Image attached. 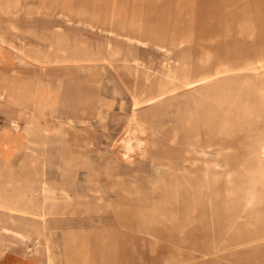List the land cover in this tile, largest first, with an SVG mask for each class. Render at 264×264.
Segmentation results:
<instances>
[{"label":"rangeland","instance_id":"374dc122","mask_svg":"<svg viewBox=\"0 0 264 264\" xmlns=\"http://www.w3.org/2000/svg\"><path fill=\"white\" fill-rule=\"evenodd\" d=\"M0 59V79L62 98L44 143L50 206L63 207L44 224L0 219L28 236L0 233L15 261L264 264V0H0ZM183 77L193 85L166 94ZM229 89L241 109L223 99ZM149 91L164 98L137 104ZM152 111L150 135L190 144L199 169L147 161V138L130 143L129 157L115 146L129 117L153 120ZM115 155L142 167L131 189Z\"/></svg>","mask_w":264,"mask_h":264},{"label":"crops","instance_id":"0c3cea01","mask_svg":"<svg viewBox=\"0 0 264 264\" xmlns=\"http://www.w3.org/2000/svg\"><path fill=\"white\" fill-rule=\"evenodd\" d=\"M1 62L2 60L0 59V63ZM189 80L192 83V80ZM180 87L181 86L179 84L178 86L174 87V89L171 88V91L169 90L168 92H166V94L172 95L176 93ZM32 88L34 90H32ZM237 90L235 92H238ZM30 92L33 94V96L36 93H39V95L41 96L33 98ZM43 94H48V96H45V98H43ZM145 94H148L149 96H146ZM28 95L29 98H31L30 100H28L29 98L26 99ZM162 98H164L163 93L149 91L145 92L142 95L141 99L139 98L140 100L137 102V104L154 106ZM29 102L33 103L29 104ZM35 103L38 105H35ZM61 104L62 98L60 97V95L57 92L47 89L45 86H39L37 84L31 83L26 79H19L12 75L8 78L5 77L4 79H0V196L3 197L6 195L8 196V198L13 197L12 203L15 207L27 206L25 199L28 198L29 188L31 186H38L39 182L41 181L47 182L50 186V156L45 148L44 142L45 140H47V138L49 139L53 128L56 126V115L58 113L57 107ZM233 107H235V109L237 110L241 109V107L236 104V102H234ZM32 111L36 112L38 123L29 122L27 114ZM2 114L4 119H1ZM159 114L160 113H158V111H152L149 116H151L153 120L149 121H147V119H136L133 115L131 116V118L129 117L124 124V128L122 131V134L124 135H120V142H118V140L115 141V146L117 145L118 147H121L122 152L124 154H127V156L129 157L130 153L125 152L124 144L140 143L143 139H145V137L143 136L150 133L153 126L158 122ZM134 122H137V126L139 127V129L144 132L143 135H140L139 133L133 135L132 137L129 136V130ZM129 138L133 139L130 140ZM166 141L167 140L160 139L159 143L164 144ZM130 146L132 148L134 147L133 145ZM135 147L137 148L139 146ZM145 158L148 161V158ZM14 159H16V162H14ZM56 159L58 163L59 173H65L66 165L68 163L67 143L65 138L61 139L60 136L57 140ZM124 159L126 158H123L120 155H115L114 168L118 170V181L120 183L122 182L126 184V186L131 189L133 185L136 184V181L138 182L140 180V172H142V167L141 165H138L134 169L123 168L120 166L119 160ZM194 159L195 161L193 167L199 169V155H195ZM36 173L37 177L35 176ZM13 179L16 182H13ZM31 200L34 201L33 199ZM37 202L40 203L41 212L45 213L43 214L44 219H42L36 213H34L33 215H25L18 210H14L15 212H13L12 210L3 208H0V219L6 218L8 220H26L30 221L31 223L33 222L44 224L46 223V219L49 216L60 213L59 209L55 210L52 208L53 206H50V192L45 195L38 196ZM142 232L146 233L148 231L146 230L145 232ZM0 233H13L17 238L21 240H25L28 238L26 234L14 231L4 226H0ZM64 233L65 237H70V234L68 232ZM8 251L9 250L7 245L5 244L4 239L0 236V264H32L28 262L21 263L15 261L11 257L12 253ZM83 262L86 263V261ZM68 264H72V262H69Z\"/></svg>","mask_w":264,"mask_h":264},{"label":"bare ground","instance_id":"6f19581e","mask_svg":"<svg viewBox=\"0 0 264 264\" xmlns=\"http://www.w3.org/2000/svg\"><path fill=\"white\" fill-rule=\"evenodd\" d=\"M51 3H54V2H51ZM53 5V4H52ZM55 6V5H54ZM49 7V6H48ZM46 8V7H45ZM50 8V7H49ZM55 8V7H54ZM48 9V8H47ZM50 10V9H49ZM53 10V9H52ZM43 12V11H42ZM49 12V11H48ZM173 83V82H172ZM193 85V83H191V81L187 78V77H183L181 80H180V88L178 89L179 91H184L186 89H188L189 87H191ZM36 87V86H34ZM31 89V88H30ZM174 89V87L172 88ZM32 90H34L32 88ZM44 90V89H43ZM177 90V91H178ZM31 91V90H30ZM171 91V90H170ZM31 93V92H30ZM35 93V91H34ZM44 93V92H42ZM177 93V92H176ZM32 94V93H31ZM49 94V93H48ZM48 94H43L42 97L45 98V96H48ZM175 94V93H174ZM235 94H238V92H233L231 89H229V91H227L226 93L223 94V99L227 102H229V105H234V101L233 99L228 101L230 99V96L232 95L233 97H236L237 95ZM146 95V94H145ZM148 95V94H147ZM146 95V96H147ZM173 95V94H172ZM240 95V94H239ZM33 96V94L31 95ZM35 96V97H34ZM33 96V98H36V97H40L41 95H39V93L35 94ZM149 96V95H148ZM231 96V97H232ZM26 97V96H25ZM142 97V96H141ZM140 97V99H141ZM208 97V96H207ZM29 98V95L26 99ZM24 99V98H23ZM31 98H29L28 100H30ZM139 99V100H140ZM27 100V101H28ZM37 100V99H36ZM26 101V100H25ZM34 101V100H33ZM92 101V100H91ZM31 102H29L30 104ZM33 103V102H32ZM31 103V104H32ZM41 104V103H40ZM28 105V103H27ZM35 105H38L35 103ZM37 108V107H36ZM86 108V107H85ZM195 108L197 109V111L199 112L200 115H203L202 113V107H201V102L200 100H197L195 102ZM28 116V119H29V122L30 123H38L37 121V117H36V112L35 111H32L30 113L27 114ZM26 118V117H25ZM159 122V121H158ZM158 122L154 125V126H157L158 125ZM37 125V124H36ZM33 126V125H32ZM133 128L131 131H129V136L132 137L136 132L138 131L139 133H142L144 134V132L141 131V129H139V127L137 126V122H134L133 123ZM153 126V128H154ZM152 130V129H151ZM148 139V142H149V146L153 152L151 151H146L145 149L146 148H142L141 146L137 147V149L140 151L141 149H144L145 152H146V157L148 158V161L149 162H156L158 164H160L161 166L163 167H167V168H177L179 170H182L184 169L186 165H188L189 167H193L194 166V157L195 155H198L197 152H194L191 148V145L190 144H186V145H168V144H165L167 141L169 142H172L171 140H167L164 144H160L159 143V139L155 138L153 135H150V133H148L147 135L145 134V139ZM130 140L133 139V138H129ZM259 148V147H258ZM124 149H125V152L128 153V152H131L133 151V148L130 146V144H124ZM174 149H180L179 151L183 150L184 152V156H168V150H171V151H174ZM158 151V152H157ZM163 151L165 152L166 151V154H161L163 153ZM260 151V150H259ZM263 152V151H262ZM216 153V152H215ZM159 154H161L160 156H158ZM217 154V153H216ZM140 155V154H139ZM260 157V156H259ZM222 158V157H221ZM261 158H264V157H261ZM216 159V158H215ZM218 160V159H217ZM152 165V164H151ZM216 165V164H215ZM156 171V170H155ZM158 171V170H157ZM156 171V172H157ZM170 172V171H169ZM35 176L37 177V173L35 174ZM254 177V176H253ZM22 178V177H21ZM249 179V178H248ZM10 180V179H9ZM8 180V181H9ZM13 182H16L14 179H13ZM12 183V182H11ZM10 183V184H11ZM4 184V183H3ZM9 184V183H8ZM16 184V183H15ZM17 186V185H16ZM24 186V185H23ZM22 186V187H23ZM51 187L48 185L47 182L45 181H41L39 182L38 186H34V187H30L29 188V193H28V198L25 199L26 201V207H15L13 206V200L12 198H8V196H0V208H3V209H8V210H12L13 212H15L14 210H18L19 212H21L22 214H28V215H33L34 213H36L37 215H39L42 219H44V215L45 213H42L41 212V206H40V203L37 202V197L38 196H42V195H45L47 194L48 192L51 193ZM88 191V190H87ZM11 192V191H10ZM56 192V191H55ZM20 193V192H19ZM15 195V194H14ZM20 197V196H19ZM24 197V196H23ZM63 197V196H62ZM31 199H33L34 201H32ZM22 200V199H21ZM45 200V198H44ZM20 201V200H19ZM19 201H18V204H19ZM21 202V201H20ZM63 205L62 203H60L59 205H54L52 208L57 210L59 209V211H61ZM72 243V242H71ZM68 245L70 246V241H68ZM48 246V245H47ZM46 246V247H47Z\"/></svg>","mask_w":264,"mask_h":264}]
</instances>
